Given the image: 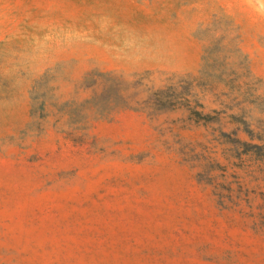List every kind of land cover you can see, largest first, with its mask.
I'll use <instances>...</instances> for the list:
<instances>
[{
	"label": "rangeland",
	"instance_id": "rangeland-1",
	"mask_svg": "<svg viewBox=\"0 0 264 264\" xmlns=\"http://www.w3.org/2000/svg\"><path fill=\"white\" fill-rule=\"evenodd\" d=\"M0 264H264V0H0Z\"/></svg>",
	"mask_w": 264,
	"mask_h": 264
}]
</instances>
